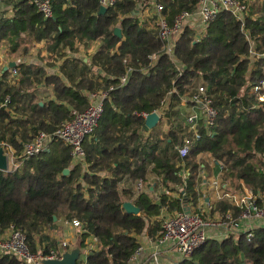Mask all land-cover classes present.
Instances as JSON below:
<instances>
[{"label": "trees", "instance_id": "trees-1", "mask_svg": "<svg viewBox=\"0 0 264 264\" xmlns=\"http://www.w3.org/2000/svg\"><path fill=\"white\" fill-rule=\"evenodd\" d=\"M143 1L117 0L100 13L99 0H53L51 17L38 11L32 0H7L0 5V48L8 46V54L19 58L0 75V145L8 142L21 152L23 143L40 131L53 132L71 119L72 109L85 110L88 92L114 87L104 100L98 127L84 143L88 170L72 166L71 147L59 141L27 159L21 168L0 170V232L11 224L20 227L33 252L39 251L38 240L56 246L46 230L56 228L57 221L78 219L82 224L79 246L86 247L90 236L98 240L86 257L87 264H128L140 246L139 235L147 231L155 236L161 229L162 208L180 210L187 202H198L203 157L225 164L223 178L232 189H241L244 182L264 200V104L255 91L264 80L260 55L264 53V1L245 0L244 24L224 10L201 33L185 26L174 47L177 64L164 52L156 28L132 14ZM160 1L169 19L183 10H195L199 3ZM116 27L122 29L121 37ZM42 40L47 41L48 62L63 59L60 74L50 73L42 62L21 61L30 56L34 42ZM93 41L101 43L92 58L78 55L80 44L89 46ZM151 55L157 58L152 61ZM128 67L133 70L121 84ZM3 69L0 66V72ZM202 84L214 99L218 118L211 129L201 125L202 138L193 139V132L179 120V106ZM42 87H52L53 97H42ZM172 89L162 107V99ZM7 98L11 101L4 107ZM153 111L173 119L169 130L161 121L148 135L143 131L141 113ZM188 137L193 143L182 157L179 147ZM66 168L70 169L67 175ZM104 170L110 176H103ZM182 170L188 172L186 180ZM138 179L150 182L144 191L134 189ZM126 180L131 184L122 187ZM161 185L168 191H161L156 199L151 188ZM127 200L140 208L138 214L124 209ZM232 208L221 199L215 211L225 214ZM0 264L23 262L0 254ZM175 264H264V227L256 228L250 240L244 234L211 240L191 258Z\"/></svg>", "mask_w": 264, "mask_h": 264}, {"label": "built area", "instance_id": "built-area-1", "mask_svg": "<svg viewBox=\"0 0 264 264\" xmlns=\"http://www.w3.org/2000/svg\"><path fill=\"white\" fill-rule=\"evenodd\" d=\"M6 1L0 0V4ZM116 1L99 0L100 5L107 8L113 6ZM32 2L45 17L53 15V0H32ZM224 10L231 12L244 24L248 13V3L245 0H199L195 10H183L169 19L168 11H166L162 1L144 0L136 14H139L142 24H145L147 19L154 18L153 23L149 22V26L156 28L163 42L164 52L177 64L174 47L184 27L195 25L197 32L201 33ZM251 53H256L253 47ZM260 55L264 56V53ZM156 58V55H151L152 61ZM132 70V67L127 68L126 73L120 77L121 84L127 81ZM13 72L17 73V69L14 68ZM113 88L112 86L109 90L88 92L89 105L85 110L72 109L71 119L61 122L53 132L40 131L32 140L23 144L21 152L18 153L13 150L12 146L7 143L0 145L4 147L9 160V167L6 171L21 168L27 159L44 151L53 141H59L70 146L73 159L76 162L84 163L86 159L85 140L98 127L104 112V100ZM174 91L175 89L170 90L167 96L162 99V107L167 105L168 95ZM255 91H258V99L264 104V80L261 85L255 86ZM10 101V98H7L2 106H7ZM182 101L185 104H190L192 108V111L186 115V123L193 132V139H201L202 133L199 127L203 125L206 129H211L218 118V108L214 99L208 93L207 86L202 84L189 97L184 96ZM157 112L160 114L159 111ZM141 114L146 119L150 113L142 112ZM193 139L186 138L182 146L179 147V153L182 157L190 151ZM212 164L218 168V174L212 179V184L218 192L219 198L229 200L233 208L225 214L213 216L212 205L203 200V205H209L207 209L202 208V206L192 209L188 204H184L182 209L176 210L169 216H163L159 233L150 241L155 246L152 251V258L155 261H158L166 249L176 250L184 260L191 258L199 247L211 240L220 241L229 236L238 237L241 234L246 235L250 240L254 236L255 229L258 228L256 222H264V200L262 196L256 194L246 185L243 186V190L232 191L229 184L220 177V174L227 170L225 164L215 157L212 158ZM183 171V179L186 180L188 172L187 170ZM146 185L147 183L143 179H138L137 191H144ZM187 209H190V212ZM73 224L82 227L78 219H74ZM66 247L67 242L64 241L59 249L53 248L47 253L43 250L33 252L25 231L14 224H11L0 235V254L14 255L23 264H42L44 259H61ZM142 251L143 246H139L130 260L137 259ZM77 264H87L86 258L80 256Z\"/></svg>", "mask_w": 264, "mask_h": 264}, {"label": "crops", "instance_id": "crops-1", "mask_svg": "<svg viewBox=\"0 0 264 264\" xmlns=\"http://www.w3.org/2000/svg\"><path fill=\"white\" fill-rule=\"evenodd\" d=\"M4 3H6V2H4ZM4 3H2V4H4ZM2 4H0V5H2ZM0 9H1V6H0ZM0 15H1V13H0ZM146 21H148V19ZM192 26L197 28L195 25H192ZM46 46H47V41L46 40H42V41H39V42L36 41V42H34L32 48H31L30 56L28 58H26V59H25V57H24V59L23 58H20V59H21V61L25 62L26 64H31V63H34V62L35 63L36 62H39V63L42 62V64L47 66V68L49 69L50 73H58V74H60V65L63 62V59L59 58V59H57L58 61L53 60V61H55L54 64L49 66L50 64H48V59H47L48 52L46 50ZM99 46H100L99 41H93L89 46H83L82 44H80L78 46L79 51H80L78 53V55L84 56L86 60L90 59L95 54V52L98 50ZM66 53H67L68 56H70L72 54V52H70L69 50H67ZM18 59H19L18 57H11L8 54V46H3V47L0 48V66L5 67L6 65H8V63L10 61H16V60L18 61ZM42 88H43V91L41 92V94L46 92L47 88H48L51 91L50 92L51 93L50 97H53L52 87H42ZM179 109H180V114H181L180 118L183 121L184 125H186V127H188V125L186 123V115L192 111L191 105L190 104L189 105L185 104V102L182 101L180 103ZM166 119H168V118H162V115H161V118H160V121H159V122L162 121L164 123L163 127L165 128V131L169 130V127L172 124V122L168 123V121H166ZM146 133L148 135V131ZM91 136H88L86 138L87 139L86 142L91 139ZM3 143L9 144L8 142H3ZM10 146H12V145H10ZM12 149L15 150L13 146H12ZM8 151H9V149H8ZM203 158H205V162L200 167V170H199V182H198V189H199V192H200V198H199L198 202L195 205L192 204V203L189 204L188 202L186 204H188L192 209H194V207L198 208L200 206H202V208L207 209L209 207V205H207V206L203 205L202 203H203V200H204V202H209L212 205V207H213L212 215L213 216L221 215L218 211H215V209L217 207V203L221 199L219 198L218 192L216 191V189L214 188V185L212 184V179L214 178V176L216 174H218V168H215L214 165L212 164V158L213 157H203ZM77 164H79L81 166V169L83 171L88 170L89 169V165H90L86 161L84 163L83 162H76L73 159L71 165L74 166V165H77ZM183 172L184 171L182 170V173ZM102 174H103V176L104 175L105 176H110V172L105 171V170L102 172ZM220 177H221L222 180H224V178H223L224 177V173L223 174L221 173ZM136 183H137V181L133 183V187L137 191ZM146 183H147V185L150 184V182H148V181H146ZM130 184H131V182L126 180V181L121 183V186L122 187L123 186H128ZM147 185H146V187H147ZM154 185H156V184L154 183ZM244 185H245V183L242 182V188L238 189V190H243V186ZM230 189L232 191H238V190L232 189L231 187H230ZM166 190L167 189L164 186H162V185L159 186L156 190H155L154 186H152V188H151V191H153V193L155 194V198L156 199H159V195H160L161 191H166ZM171 195L176 196V193L171 192ZM127 201H131V200H127ZM176 210L177 209L169 211L167 208H162L161 209V214H160L159 217L162 216V218H163V216H169V215L173 214ZM257 226L258 227H260V226L264 227V222L263 221H257L256 222V227ZM73 229L76 231L74 236H73V237H75V239H73V237L71 239L61 238V240H57L55 238V236L61 234L62 232L65 231V232H69L70 233V231L73 230ZM5 230L3 232H0V235H2L5 232ZM159 231H158V233H159ZM81 232H82V227L75 226L73 224V221H69V220H66V219H60L59 221H57V227L56 228H51L50 231L46 230L47 235L52 240L56 241V246H51L50 245L51 241L44 239L43 241L40 240V242L38 240V249L44 251V249L47 248L48 245H50V247H49L50 249H53V248L54 249H59L61 247V243L65 241V242H67V247L65 248V250H70L72 248H75L76 246H79V242H80V239H81ZM155 236L150 235L147 231H145V232H143L142 234L139 235L140 246H143V251L139 254L137 259L130 260L128 262V264H175V263L180 262V261L183 260L181 255L176 250H172V249L167 250L166 249L161 254V256L159 257L158 261H155L152 258V251L154 250L155 246L150 242L152 240V238H154ZM38 238H39V236H38ZM219 238H221V237H219ZM86 241H87V246L84 247V248L81 247V249H82L81 257L82 258H86L87 255L91 252V250L97 248V244H98V240L94 236H90L89 238H87Z\"/></svg>", "mask_w": 264, "mask_h": 264}, {"label": "water", "instance_id": "water-1", "mask_svg": "<svg viewBox=\"0 0 264 264\" xmlns=\"http://www.w3.org/2000/svg\"><path fill=\"white\" fill-rule=\"evenodd\" d=\"M107 10V7L101 6L100 7V13H104ZM138 13V9L134 10L132 14ZM115 33L121 37L122 36V29L120 27L115 28ZM9 68V65H6L1 71L0 75L6 71ZM160 114L157 111H153L150 113L144 122V125L142 127L143 131L147 132L156 127L160 121ZM9 167V160L8 156L5 152V149L3 146H0V170L6 171ZM70 169L66 168L64 169L63 173L65 175L69 174ZM124 209L128 213H134L138 214L140 212V208L136 206L132 201H126L123 204ZM187 207V206H186ZM188 212H190V209H187ZM82 249L80 246H76L75 248H72L70 250H66L63 253V256L61 259H44L42 264H77L80 256H81Z\"/></svg>", "mask_w": 264, "mask_h": 264}, {"label": "rangeland", "instance_id": "rangeland-1", "mask_svg": "<svg viewBox=\"0 0 264 264\" xmlns=\"http://www.w3.org/2000/svg\"><path fill=\"white\" fill-rule=\"evenodd\" d=\"M259 1L262 2V1H264V0H259ZM249 2L251 3L252 0H248V3H249ZM153 20H154V18H150V19H148V21H146V23H147V22H152V23H153ZM148 24H150V23H148ZM99 43H101V42L99 41ZM56 61H58V60H56ZM54 62H55V61L48 62V63H50V64H54ZM50 92H51L50 89L47 88V91L44 92V93L42 94V97H44V98H48V97H50V96H51V93H50ZM172 120H173V119H169V120L166 119V121H168V123H171ZM179 120H181V119H179ZM181 121H182V120H181ZM172 123H173V122H172ZM82 171H83V170H82ZM83 172H84V171H83ZM160 219H161V221H162V216L160 217ZM75 232H76V231H75L74 229L71 230L70 233L64 231V232H62L61 234L55 236V238H56L57 240H61V238L71 239V238L74 236ZM73 239H75V237H73Z\"/></svg>", "mask_w": 264, "mask_h": 264}]
</instances>
